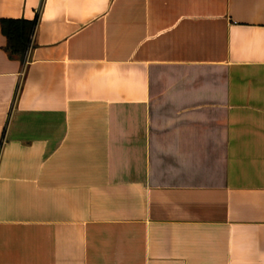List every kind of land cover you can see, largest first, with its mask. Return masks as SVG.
I'll use <instances>...</instances> for the list:
<instances>
[{"label": "crops", "instance_id": "obj_1", "mask_svg": "<svg viewBox=\"0 0 264 264\" xmlns=\"http://www.w3.org/2000/svg\"><path fill=\"white\" fill-rule=\"evenodd\" d=\"M0 264H264V0H0Z\"/></svg>", "mask_w": 264, "mask_h": 264}, {"label": "trees", "instance_id": "obj_2", "mask_svg": "<svg viewBox=\"0 0 264 264\" xmlns=\"http://www.w3.org/2000/svg\"><path fill=\"white\" fill-rule=\"evenodd\" d=\"M37 24V18L28 20H2L1 31L6 39L5 51L10 56H20L27 51Z\"/></svg>", "mask_w": 264, "mask_h": 264}]
</instances>
